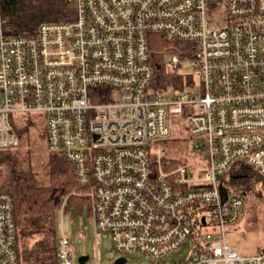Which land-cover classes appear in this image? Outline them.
<instances>
[{
	"label": "built area",
	"instance_id": "built-area-1",
	"mask_svg": "<svg viewBox=\"0 0 264 264\" xmlns=\"http://www.w3.org/2000/svg\"><path fill=\"white\" fill-rule=\"evenodd\" d=\"M73 1L72 20L16 35L0 5V152L19 147L11 115L37 114L116 252L162 258L190 241L176 264H264V246L243 254L226 239L244 201L224 181L243 161L264 180V0ZM153 34L188 44L191 55L165 54V70L193 76L189 64L197 82L158 86ZM174 115L203 164L156 147ZM13 208L0 187V264H18ZM70 250L62 233L56 263L73 264Z\"/></svg>",
	"mask_w": 264,
	"mask_h": 264
},
{
	"label": "trees",
	"instance_id": "trees-1",
	"mask_svg": "<svg viewBox=\"0 0 264 264\" xmlns=\"http://www.w3.org/2000/svg\"><path fill=\"white\" fill-rule=\"evenodd\" d=\"M0 5L3 30L9 35L33 34L42 22L68 21L75 16L73 0H0ZM151 37L154 38L152 52L158 86H165L162 81H172L176 87H182L184 81H191V74L184 77L169 74L164 64L167 52H175L180 57L191 55L188 44L174 45L164 41L158 34ZM173 162L180 163L179 160ZM46 167L49 182L39 183L31 171L22 167L14 154L0 152V187L12 194L14 203L18 264H57L56 209L61 206L63 199L66 203L74 200L78 205L87 204L89 208V200L82 194L84 188L76 179L73 163L62 155L52 153L48 155ZM224 181L226 186L243 196V201L246 198L248 201L250 195L261 196L256 184L264 180L251 165L243 161L227 172ZM29 239L33 240L31 245L25 242Z\"/></svg>",
	"mask_w": 264,
	"mask_h": 264
},
{
	"label": "rangeland",
	"instance_id": "rangeland-1",
	"mask_svg": "<svg viewBox=\"0 0 264 264\" xmlns=\"http://www.w3.org/2000/svg\"><path fill=\"white\" fill-rule=\"evenodd\" d=\"M183 65L192 71L193 79L197 82L198 77L192 67L189 64ZM10 120L20 143L16 150L9 153L14 154L22 167L31 171L39 183L49 182L46 161L48 155L52 153L48 150L47 140L43 134L44 121L37 114L21 112L13 113ZM167 122L171 135L166 140L158 142L156 147L165 149L166 158L193 163L195 166L203 164L200 156L192 148L193 142L189 139L185 117L174 115ZM256 188L261 196L258 198L250 195L248 201L246 198L241 207L238 223L226 228L227 241L235 239L238 242L236 248L248 254L253 249L256 251L258 247L264 246V181L261 184L257 183ZM54 222L56 238L62 233L69 238L73 264H115L117 258L123 260L121 264H176L191 254L190 241L162 258H151L138 251L118 253L114 250L107 233H95L87 204L78 205L74 200L65 202L56 209ZM25 242L30 244L33 240ZM81 257L85 259L81 261Z\"/></svg>",
	"mask_w": 264,
	"mask_h": 264
},
{
	"label": "water",
	"instance_id": "water-1",
	"mask_svg": "<svg viewBox=\"0 0 264 264\" xmlns=\"http://www.w3.org/2000/svg\"><path fill=\"white\" fill-rule=\"evenodd\" d=\"M217 177H220V175H217ZM219 188H220V191H221L222 198H223V200H225V198H226V196H227L226 189H225V187H224L222 184L219 186ZM202 220H203V219H202ZM84 259H85V257H81V258H80L81 261H83ZM122 261H123V260H122L121 258H117V259L115 260V264H121Z\"/></svg>",
	"mask_w": 264,
	"mask_h": 264
},
{
	"label": "crops",
	"instance_id": "crops-1",
	"mask_svg": "<svg viewBox=\"0 0 264 264\" xmlns=\"http://www.w3.org/2000/svg\"><path fill=\"white\" fill-rule=\"evenodd\" d=\"M234 248H236V246L235 245H237L238 244V242H236V240L235 239H231V241L229 242ZM239 252H241V253H243V254H248L246 251H241L240 249H238V248H236ZM255 251H254V249L252 250V252L251 253H254ZM250 253V254H251Z\"/></svg>",
	"mask_w": 264,
	"mask_h": 264
}]
</instances>
